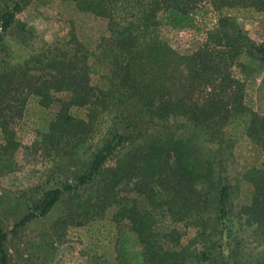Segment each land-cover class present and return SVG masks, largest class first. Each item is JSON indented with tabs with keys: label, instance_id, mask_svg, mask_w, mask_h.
I'll return each instance as SVG.
<instances>
[{
	"label": "rangeland",
	"instance_id": "1",
	"mask_svg": "<svg viewBox=\"0 0 264 264\" xmlns=\"http://www.w3.org/2000/svg\"><path fill=\"white\" fill-rule=\"evenodd\" d=\"M17 1L20 0H0V12L12 10ZM136 1L127 5L126 0H115L105 18L81 11L79 2L88 3L85 0H23L14 24L5 33L0 29V77H6L3 82L9 79L14 87L30 79L31 84L44 83L51 99L48 106H40L39 99L22 88L0 101V114L4 115L0 119V228L7 236L4 250L9 264L136 263L142 258L141 246L132 232V223L114 219L118 209L115 202L122 200L138 209L144 203L141 199L137 203L130 201L136 197L133 185H120L112 192L116 195L111 207L101 213L103 196L99 189L103 186L98 183L109 178V172L116 170L126 153L145 148L151 152L145 155L147 159L157 158L152 147H159L154 144L168 143L173 138L175 142L180 138L193 140L192 156L210 160V164H202L208 185L198 183L194 187L190 214L183 218L176 216L173 222L171 216L154 210L153 231L158 245L177 255L181 253V264H258L264 259V227L257 226L247 211L252 199L264 193V151L247 137L242 124L227 118L232 115L236 119L237 114H233L245 107L257 119H264V88L258 91L264 77V59L255 51L264 48V15L242 17L236 10L221 12L214 4L203 1L190 12L191 26L158 29L160 39L173 53L169 57L175 75L180 76L171 81L169 75L164 82L175 97L191 107H205L216 101L221 105L228 102L230 106L228 112L217 111L199 123L187 118L176 120L173 115L140 114L139 102L128 97L126 90V105L120 103L123 100H118V105L114 103L118 96L112 98V87L117 81L111 77V55L103 60L109 67L101 71L88 74L77 69L85 60L86 65L98 64L102 60L101 46L110 40L112 31L135 23L132 15H139ZM223 17L237 29L236 54L225 52L226 43L216 39ZM201 51L213 57L217 72L208 70V76L195 75L191 79L186 61L191 57L197 61L196 54ZM59 67L69 73L68 83L77 76L75 84L104 91L97 106L71 111L75 118L73 131L83 130V139H89L79 155L73 150L74 139L81 141V137L51 135L50 124L58 117L62 101L72 95L65 88L57 91V81L50 79ZM235 91L240 93L239 98H233ZM92 110L96 114L89 119L87 111ZM79 119H83V124L78 123ZM201 125L204 133L198 131ZM115 128L121 134L144 136L132 145L124 143L118 147L104 163L103 174L90 177L93 154L107 138L111 139ZM225 131L234 137H225ZM171 156L170 152L167 158ZM247 172L256 185L247 179ZM163 173L160 187L151 186L155 192L162 193L170 183L169 170ZM224 185L230 187L225 224L215 200V193ZM55 188L62 189L58 203L41 215L38 209L44 193Z\"/></svg>",
	"mask_w": 264,
	"mask_h": 264
},
{
	"label": "trees",
	"instance_id": "2",
	"mask_svg": "<svg viewBox=\"0 0 264 264\" xmlns=\"http://www.w3.org/2000/svg\"><path fill=\"white\" fill-rule=\"evenodd\" d=\"M21 1L14 3L12 10L6 9L0 12V29L1 32H7V30L14 24L15 13L21 9ZM88 3L79 2V9L84 12L95 14L96 17L107 16L109 9L113 7L115 0H109L111 4H108L107 0H85ZM203 1H209L214 4L221 12L236 10V12L242 17L252 16L253 14L264 15V0H137L139 15H132L135 23L128 27H116L111 33L109 41H105L101 46V58L98 60V64H88V61H81L77 69H83L85 73H96L101 71L103 67H109L107 62L103 60L108 59V55L113 57V64L111 69L112 78L117 81L116 85H113L112 98L123 100V95L127 92L128 97H133L139 102L141 111L138 113H145V115H159V117H168L170 115L174 118H187V120L193 121H205L214 116L217 111L228 112V102L221 105L220 101L209 103L205 107L189 106L183 99L175 97V92L169 87H166L164 83L167 81L166 77L170 75L171 81L176 77V72L173 70V64L170 61V56L173 55L172 51L167 47L166 43L160 39L159 28L161 26L171 29H183L192 25L191 11L198 4ZM127 5H131L133 0H126ZM83 4V5H82ZM108 5H111L109 7ZM130 9V8H129ZM227 17H223L219 20V29L216 33V39H221L226 43L225 52H237L238 37L237 29L234 25L229 23ZM115 27V25L113 24ZM2 37L0 38V41ZM255 51L264 59V48L255 49ZM198 60L195 61L194 57H191L186 61L188 67V76H208L206 71L210 70L212 73L217 72V63L213 60L210 54L201 51L196 54ZM105 58V59H104ZM169 58V59H168ZM168 59V60H167ZM58 66V65H57ZM62 66V65H61ZM60 66V67H61ZM59 67V68H60ZM82 67V68H81ZM57 68V73L50 76V79L57 81L55 89L57 91L68 90L71 92V98L68 101H62V107L55 122L51 123V135L52 133L59 134V136L71 135L73 137H81V141L74 139L76 145L74 151L76 155H79L84 146L88 143L89 139L82 136V131H73L74 129V116L72 115V109H83L85 106L90 107L96 105L98 99L101 98V94L104 91H96L95 89L88 88L82 84H75L77 76L73 77L74 82H69L68 74L66 71H62L64 68ZM38 70L41 71L38 67ZM78 70V71H79ZM80 72V71H79ZM206 74V75H205ZM6 78V77H5ZM5 78L0 77V101L7 99L12 94L16 93L20 89H27L29 94L39 99L40 106H48L51 99L49 96V87L44 83L31 84L29 81H21L12 85V81L7 79V82H3ZM60 78V79H59ZM39 79L38 81H40ZM79 80V79H78ZM163 81V82H162ZM223 81L228 85V81L224 78ZM66 82V83H65ZM64 85L66 87H64ZM19 86V87H18ZM106 89V84L103 86ZM103 88V89H104ZM264 88V77L261 83L258 85V91ZM126 90L125 92H123ZM96 91V93H94ZM122 91V92H121ZM233 98H239L240 93L235 91ZM9 95V96H8ZM127 97V98H128ZM95 98V99H94ZM126 98V100H127ZM95 101H92V100ZM127 101H121L123 105H126ZM0 104V113L3 111ZM236 110V109H235ZM96 110L87 111V117L92 119L96 114ZM139 114V115H140ZM235 116H227L228 120H234L236 124H242L244 133L247 137L255 142L257 147H260L264 151V119H257V115L246 111L245 107L240 108ZM0 119H3L4 115L0 114ZM122 118V117H120ZM14 119V118H13ZM165 119V118H161ZM147 124L148 127L151 124ZM83 119H79L80 124H83ZM1 126H5V122L1 123ZM127 128L130 124L126 125ZM204 127L201 125L198 129L200 133H204ZM87 134V133H86ZM84 134V135H86ZM87 136V135H86ZM112 136V135H110ZM144 135L138 133L136 135H125L117 132V128L114 130V135L111 139L107 138L103 146L93 154L88 174L90 177L94 175L103 174L104 163L114 155L118 147L123 146L124 143L134 144L143 138ZM224 136L227 138H233L231 134L225 131ZM83 139V140H82ZM188 141V142H187ZM193 140L179 139L175 142L168 143H156L154 146L159 149L152 151L157 154V158H146V154H151L145 148H137L134 153H126L125 156L120 159L118 166L114 172L110 171L109 178L101 179L98 184L103 186L99 189L102 192V202L99 204L101 213L107 208L111 207L110 202L114 200L115 195L114 188L120 185L127 187L133 185V190L136 192V197L131 199V202L144 203L142 209H138L135 205L123 204L122 200L116 201L118 207L117 212L114 214V219H125L132 223V232L136 235L137 241L141 246L142 258H138L134 264H153L157 262H163L167 264H181L184 260L183 257L177 253L169 252V249H163L158 245L156 239V232L154 233L155 216L152 215L154 210L159 209L166 215L171 216L174 222L176 216L183 218L189 215V203L193 198V189L199 183L202 186L208 185V180L204 171H202V164H210L209 159L199 160L192 156L194 154L195 146L192 144ZM191 144V145H190ZM139 150V151H138ZM170 152L172 153L171 159H168ZM153 154V153H152ZM173 167H172V164ZM169 170L171 175L170 183L165 185L162 193L153 191L152 187L159 188L161 185L162 171ZM155 172V173H154ZM248 172L246 173V175ZM247 179L250 183H254L252 177L247 175ZM81 179L80 182H82ZM246 180L247 182H249ZM212 183V181H210ZM153 185V186H152ZM164 185V184H163ZM256 185V184H255ZM152 186V187H151ZM62 194V189L55 188L44 193L39 211L41 215H46L50 212L58 203ZM262 197L252 199L251 204L247 207L248 214L254 219V222L260 228L264 227V193H260ZM230 198V187L222 186L218 192L215 193V200L218 206L220 219L226 223L227 216V203ZM101 201V199H99ZM125 201H128L126 198ZM109 202V204H108ZM145 203L147 205L145 206ZM253 222V223H254ZM6 234L0 228V264H9L6 252L4 250V243L6 241ZM181 256V257H179ZM126 261V260H125ZM145 261V262H144ZM126 264H132V261H128ZM258 264H264V259Z\"/></svg>",
	"mask_w": 264,
	"mask_h": 264
}]
</instances>
